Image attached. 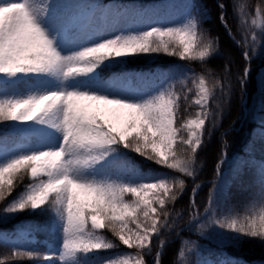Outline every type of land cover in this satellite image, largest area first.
I'll return each instance as SVG.
<instances>
[{
	"label": "snow or ice",
	"instance_id": "obj_1",
	"mask_svg": "<svg viewBox=\"0 0 264 264\" xmlns=\"http://www.w3.org/2000/svg\"><path fill=\"white\" fill-rule=\"evenodd\" d=\"M92 3V0H78L80 11ZM219 7L223 9V5ZM47 11L38 0H0V74L8 77L17 73L42 74L55 77L63 84L92 73L103 61L113 57L163 51L181 58L193 53L204 59L215 51L211 40L202 43V34L192 20L184 26L152 27L136 35H117L62 55L58 51L57 36L50 35L43 26ZM221 22H224L223 15ZM66 23L76 29L80 21L69 18ZM173 45L181 50L177 51ZM244 57L249 60L247 52ZM249 70L245 67L239 78L241 91ZM211 95L212 89L206 86L205 77H199V98L195 104L203 110L196 113V118L183 123L177 119L178 98L169 88L135 102L64 87L25 98L0 99V121H34L54 129L61 136L56 148L22 154L0 165V200L12 192L13 176L21 169H26L33 180L27 185L23 199L3 211L36 209L50 201L63 225L57 257L61 264L74 261L78 253L116 246L104 243V237L97 234V230L105 228L128 248L135 245L138 256L150 250L152 235L160 227L159 216L167 218L169 215L164 210L166 201L176 200L174 188H183V182L173 184L169 180H157L133 184L108 178L88 179L83 172L105 162L114 163L106 158L116 152L114 146H119L158 165H167L192 176L195 154L205 134L209 116L206 109ZM108 106H113L112 110L125 119L122 128L98 115L102 107ZM128 194L131 198L126 199ZM213 223L264 241V214L259 223L254 215ZM17 255L32 256L33 253H12L13 257ZM128 261L129 258L124 257L119 264H128ZM137 264H141L139 259Z\"/></svg>",
	"mask_w": 264,
	"mask_h": 264
},
{
	"label": "trees",
	"instance_id": "obj_2",
	"mask_svg": "<svg viewBox=\"0 0 264 264\" xmlns=\"http://www.w3.org/2000/svg\"><path fill=\"white\" fill-rule=\"evenodd\" d=\"M105 1L96 0L97 7ZM122 1L142 3L148 7L146 9L152 10L172 0ZM175 1L178 4L181 0ZM193 2L202 43L207 40L213 42L215 51L209 56L200 59L188 53L181 58L177 54L160 51L134 53L123 60L109 58L97 67L96 79L99 88L105 90L110 78L127 71L135 88V102L146 99L142 94L144 87L136 76L140 67L148 71L147 76L153 77L175 68L173 83L179 94L177 119L183 123L196 116L198 107L192 103V90L199 77H205L212 95L206 109L209 116L205 134L192 166L193 175L188 176L167 165H158L128 149L114 146L118 158L101 171L94 172L93 179L108 178L136 184L138 181L132 178L135 172L141 179L153 172H163L173 184L183 182V188H174L176 205L165 209L168 217L164 220L162 215L159 216L164 223L161 230L153 234L150 244L152 251L145 258L146 264H153L160 242L163 243L158 256L159 264H196L198 259L208 260L209 264H264V241L213 223L232 218L244 219L251 215L256 216L259 223L260 216L264 214V0ZM219 5H223V9ZM96 11L91 28L78 32L81 38L96 29L99 9ZM221 15L224 22H221ZM155 18L139 20L126 31V35L148 30ZM172 26H181V22L172 20L170 13L165 12L158 27ZM72 37L73 42L81 39ZM78 47L83 48L85 44L81 43ZM172 47L181 50L178 45ZM245 52L249 55L248 61L243 58ZM245 67L250 70L241 91L239 78ZM84 78L79 76L75 80ZM9 97L25 98V95L19 84L0 83V99ZM9 129L10 122L0 121V165L19 155L35 152L38 148L37 140L31 136L11 132L8 138L3 137L1 132ZM222 152H225L226 158L218 168ZM30 182L27 170L21 169L13 176L12 192L0 200V264H47L45 257H50L54 264H60L54 250L62 244V229L55 222L57 215L53 208L47 205L13 213L3 211L10 204L23 199ZM197 184L198 190L192 197L196 215L188 224L191 216L190 195ZM125 198H131L130 194ZM183 226L186 227L178 231ZM19 231L23 236L18 234ZM102 232L110 235L105 229ZM13 252H30L33 255L13 257ZM78 261L81 264L93 262L92 257L81 256Z\"/></svg>",
	"mask_w": 264,
	"mask_h": 264
},
{
	"label": "rangeland",
	"instance_id": "obj_3",
	"mask_svg": "<svg viewBox=\"0 0 264 264\" xmlns=\"http://www.w3.org/2000/svg\"><path fill=\"white\" fill-rule=\"evenodd\" d=\"M95 1L96 0H92V4H90L84 10L80 11L78 0H38V3L44 4L48 9L44 17L43 26L49 31L50 35L57 36V40L59 41L58 51H60L62 55L69 54L72 51H78L74 46L68 47L64 43L63 40L67 32L71 30L80 31L82 29H87V27H89V24L93 22L94 17L97 13L96 10L98 9L99 19L97 21V27L93 31L94 35L88 34L85 37L86 47L98 43L103 39L112 38L117 35L126 36V31L132 29L136 22L142 19H149L156 16V18L151 21L149 29L152 27H158V25L161 24L163 20L165 12L170 13L172 20L180 21L181 26H184L192 20L197 23L195 16L196 7L193 0H181L178 4L175 0L167 1L166 3L156 6L152 10L146 9L148 7L145 4L122 0H107L98 7L96 5V7L98 8L97 9L95 7ZM83 2H88V0H83ZM69 18L80 21L78 28L73 29L67 26L66 22ZM92 35L94 41H92ZM130 55L132 54L113 58L123 60ZM140 68L141 70L136 72V76L139 77L138 80H140L144 87V91L142 94L145 98L157 95L165 88H169L173 93H175L176 97L179 100V94L175 91L173 83L175 68H172L168 73L166 72L165 74H159L156 77H153L152 75L147 76L148 71L142 69L143 67ZM126 72L127 71H124V73H116L112 78H110L105 90H101L97 85V68L92 73L87 74L81 81H75L74 79H71L64 82L63 84H61V82L58 81L55 77L31 73H17L15 76L11 77L0 74V83L19 84L25 97L32 94H41L47 91L59 90L61 87H64L68 90H87L89 92H97L108 95L109 97L120 98L134 102L133 100H135L136 98L135 88L131 75H128ZM198 84L199 82L193 86L192 90V103L193 105L198 107L196 113L203 110L201 106L195 104V100L199 98L197 96ZM112 108L113 106H108L107 108L102 107L98 112V115H100L102 119L112 122L117 128H122L124 126L125 119L120 116L118 111H113ZM193 118H196V116L188 119ZM11 132H17L21 136H31L36 139L38 143L37 151L56 148L61 142L60 134L57 133L54 129H50L45 125L37 124L34 121L10 122V129L3 130L1 133L3 137L8 138ZM186 136L187 133L185 132V137ZM117 158L118 155L116 154V152H114L110 154L108 158H106V161H115ZM109 165L110 164L105 162L90 169H86L83 172V176L88 179H93L94 172L101 171ZM132 178L134 180H137L138 183L155 182L157 180H169L168 176L163 172H153L147 174L142 179L140 178V175L135 172ZM30 179L31 184L33 183V180L31 177ZM190 199L189 211L190 213L193 212L194 214L195 208L193 207V200L192 198ZM47 205L52 208L51 202L47 201L44 205H41L36 209H40L42 206L44 207ZM175 205V200H167L164 210L167 208H173L175 207ZM164 220L161 221L160 218L158 219L157 223L160 225L158 232L161 230ZM55 222H57V226L62 229V221L58 218V216L55 219ZM130 227L134 228L135 225H130ZM101 230L103 229L97 230V234L104 237L103 242H111L116 246L111 248H101L83 254L78 253L74 261L66 262V264H81L78 261L79 256L83 258L92 257L93 262H91V264H109V262L111 261H116L117 264H119V261L124 257L129 258L128 264H137L138 259L141 261V264H146L145 258H148V255L152 251L150 245V250L142 251L138 256V249L135 245H133L132 248H128L127 246L123 245L111 231H108L107 228H105V230H107V232H109L111 236L103 234L105 232L100 233ZM18 234H20V236H23L22 231H19ZM112 236L114 237V239ZM152 239L153 235L150 244L153 242ZM61 245L57 246L54 250L57 255L60 253ZM151 259L152 258H150L149 261ZM155 260L153 261V264H157ZM52 261V259H47V264H54L52 263ZM196 264H209V262L208 260L198 259Z\"/></svg>",
	"mask_w": 264,
	"mask_h": 264
}]
</instances>
